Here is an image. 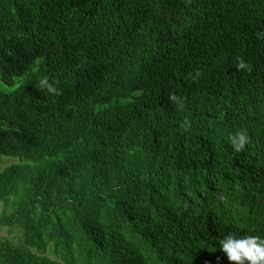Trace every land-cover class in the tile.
<instances>
[{"label":"trees","instance_id":"obj_1","mask_svg":"<svg viewBox=\"0 0 264 264\" xmlns=\"http://www.w3.org/2000/svg\"><path fill=\"white\" fill-rule=\"evenodd\" d=\"M3 158L0 264H230L264 237V0H0Z\"/></svg>","mask_w":264,"mask_h":264},{"label":"clouds","instance_id":"obj_2","mask_svg":"<svg viewBox=\"0 0 264 264\" xmlns=\"http://www.w3.org/2000/svg\"><path fill=\"white\" fill-rule=\"evenodd\" d=\"M236 67L238 70H244L248 65L241 60ZM36 87L38 90L46 89L50 94H59L54 82H50L48 77L41 78ZM172 100L180 103L176 97H172ZM180 106L182 107V104ZM229 142L232 149L239 153L248 145L249 137L240 131L231 135ZM219 246L230 264H264V237L249 234L237 236L234 232H229L219 239Z\"/></svg>","mask_w":264,"mask_h":264},{"label":"rangeland","instance_id":"obj_3","mask_svg":"<svg viewBox=\"0 0 264 264\" xmlns=\"http://www.w3.org/2000/svg\"><path fill=\"white\" fill-rule=\"evenodd\" d=\"M6 158V157H4ZM3 158V159H4ZM16 161V159H4L2 163H0V172L9 164H11L12 162ZM3 204L0 203V212L2 210ZM1 235L5 236V237H9V239H13L16 242H21L22 241V232L19 229H14L12 232H10V230L8 228H3L1 231Z\"/></svg>","mask_w":264,"mask_h":264}]
</instances>
